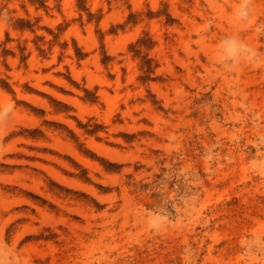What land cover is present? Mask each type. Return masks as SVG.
Returning a JSON list of instances; mask_svg holds the SVG:
<instances>
[{
    "label": "rangeland",
    "instance_id": "1",
    "mask_svg": "<svg viewBox=\"0 0 264 264\" xmlns=\"http://www.w3.org/2000/svg\"><path fill=\"white\" fill-rule=\"evenodd\" d=\"M241 5L0 0V264H264V0Z\"/></svg>",
    "mask_w": 264,
    "mask_h": 264
},
{
    "label": "clouds",
    "instance_id": "2",
    "mask_svg": "<svg viewBox=\"0 0 264 264\" xmlns=\"http://www.w3.org/2000/svg\"><path fill=\"white\" fill-rule=\"evenodd\" d=\"M250 2V0H242V5L238 11V17L239 18H243V19H247L249 13L247 11V4ZM235 50H232L233 54H234ZM248 51V49H247ZM12 110V106H9V108L7 110H0V123L3 122V117L5 116V114L7 112H10Z\"/></svg>",
    "mask_w": 264,
    "mask_h": 264
}]
</instances>
